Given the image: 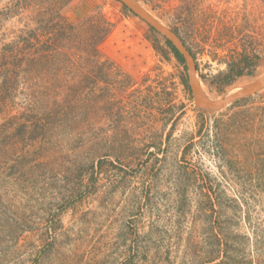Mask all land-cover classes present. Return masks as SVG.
<instances>
[{"label":"rangeland","instance_id":"374dc122","mask_svg":"<svg viewBox=\"0 0 264 264\" xmlns=\"http://www.w3.org/2000/svg\"><path fill=\"white\" fill-rule=\"evenodd\" d=\"M137 1L209 97L264 74V0ZM59 31L50 61L0 71V264H264V89L201 112L187 64L118 0H0V70ZM244 50L255 74L221 81Z\"/></svg>","mask_w":264,"mask_h":264},{"label":"trees","instance_id":"16d2710c","mask_svg":"<svg viewBox=\"0 0 264 264\" xmlns=\"http://www.w3.org/2000/svg\"><path fill=\"white\" fill-rule=\"evenodd\" d=\"M63 28H66V30L70 29L71 31L74 30L72 25H70V27L69 26L67 27V25H65V27ZM92 28L94 29L93 33H94L95 43L102 42L103 35L106 34L109 35L110 33V30L105 25V23H95L94 21ZM59 33L60 31L55 32L54 34H52L51 38H46L44 41L37 40L38 47L36 48L37 50L33 54L26 53L22 55L20 53H17L16 46L14 50H10L7 53H4L2 56L6 57V65L4 64V67H2V70L0 71H5L8 73L11 72L13 74L16 71L28 72L30 71V68L33 66H36L40 63L42 64L47 63L53 57V53L55 52L56 49L55 48L56 46H54V42H56V38ZM166 44L172 50L175 58L181 64L184 65L185 60L183 56L176 50L174 46H172L170 42L166 41ZM258 58L259 55L256 50H244L243 52H236L235 54H232L229 57L230 63L228 65V69L224 74H221L222 78L220 80L223 81L224 83L231 84L232 82H234L239 78L245 76H253L257 68V62L255 60H257ZM251 63H253L252 66ZM245 67H247L248 70H246ZM6 74H3V76ZM11 77L12 74L8 79L4 80L5 82L3 84L4 86L3 88H1L3 91H8V87L10 86L9 80Z\"/></svg>","mask_w":264,"mask_h":264},{"label":"water","instance_id":"95a60500","mask_svg":"<svg viewBox=\"0 0 264 264\" xmlns=\"http://www.w3.org/2000/svg\"><path fill=\"white\" fill-rule=\"evenodd\" d=\"M126 9L132 12L135 16L144 21L150 28L155 30L158 34L162 35L166 41L170 42L172 46L183 56L185 63L188 66L190 83L195 104L198 109L203 113H215L231 106L236 101L248 98L255 95L264 89V74L258 79L254 80L257 83L254 87H243L242 92L233 95H223L220 98L213 99L209 97L201 88L197 77L196 65L192 54L185 46L180 37L171 29L160 23L153 16H151L137 0H118ZM256 81V82H255ZM253 83V82H252ZM247 89V90H246Z\"/></svg>","mask_w":264,"mask_h":264},{"label":"bare ground","instance_id":"6f19581e","mask_svg":"<svg viewBox=\"0 0 264 264\" xmlns=\"http://www.w3.org/2000/svg\"><path fill=\"white\" fill-rule=\"evenodd\" d=\"M256 82V81H255ZM251 85H249V86H247V87H254L257 83H254V81H253V83H250ZM246 85H248V84H246ZM246 85H243V86H240L239 88H236V89H233V91H228L227 92V95H233V94H235V93H238V92H242L243 91V87H246ZM232 90V89H231ZM247 90V89H246Z\"/></svg>","mask_w":264,"mask_h":264}]
</instances>
